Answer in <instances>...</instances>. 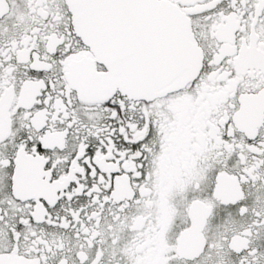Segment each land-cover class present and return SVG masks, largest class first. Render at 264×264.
Listing matches in <instances>:
<instances>
[{
    "label": "flooded vegetation",
    "instance_id": "af4514ba",
    "mask_svg": "<svg viewBox=\"0 0 264 264\" xmlns=\"http://www.w3.org/2000/svg\"><path fill=\"white\" fill-rule=\"evenodd\" d=\"M166 1L188 17L202 61L191 81L165 95L140 99L114 93L134 112L129 131L133 141H143V178L136 179L140 165L132 158L139 152L112 162L111 141L108 152L97 149L93 157L102 174L93 170L90 186L81 182L83 168L75 163L83 143L76 145L67 171L66 153L18 154V199L7 213L0 211V264H195L208 253L212 264L264 259V195L257 199L264 194V0ZM61 41L73 51L60 60L59 91L68 104L74 97L95 109L102 101L79 96L72 67L92 61L102 72L104 66L76 34L66 0H0V136L14 124H47L38 138L55 150L83 140L82 132L89 140L100 134L95 125L72 128V120L60 126L69 112L59 95L51 115L32 107L43 81L24 72L46 67V57ZM221 153L256 166L255 179L241 184L245 177L220 170L205 182L212 199L192 196L190 181L204 176L198 162L208 167Z\"/></svg>",
    "mask_w": 264,
    "mask_h": 264
},
{
    "label": "water",
    "instance_id": "95a60500",
    "mask_svg": "<svg viewBox=\"0 0 264 264\" xmlns=\"http://www.w3.org/2000/svg\"><path fill=\"white\" fill-rule=\"evenodd\" d=\"M76 34L104 66L72 67L79 96L104 101L115 92L153 99L185 86L202 53L188 17L166 0H66Z\"/></svg>",
    "mask_w": 264,
    "mask_h": 264
},
{
    "label": "snow or ice",
    "instance_id": "6c2138e0",
    "mask_svg": "<svg viewBox=\"0 0 264 264\" xmlns=\"http://www.w3.org/2000/svg\"><path fill=\"white\" fill-rule=\"evenodd\" d=\"M69 32L71 30V25H68ZM78 41V37L75 38ZM64 41H61L57 45V49L48 54L45 60L46 67L44 68H28L25 70L24 75L35 76L43 81V87L40 88L39 94L36 96V103L32 105L33 108H45L48 110V114L51 115L53 111V102L55 97L59 95L60 100L65 104V110L69 112L67 116L63 118V124L60 126H67V122L72 120L73 123L70 125L72 128H78L83 126L84 128H90L95 125L100 128V134L89 140V138L82 132L83 140L77 138L73 140L71 144H66L63 149L50 150L44 147L43 142L38 137L42 136L47 124L42 127H33L32 124L26 122V126L16 127L14 124L13 131L6 135L0 136V184L3 185L4 191L0 194V211L7 213L9 206L14 207L17 202V197L14 194L15 179H16V160L20 153L36 152L49 154L51 151H57L61 155L65 153L68 156V160L65 161L64 171H67V164L72 161L73 157H76L78 143H83V152L75 160L77 165L83 168L84 178L81 180L82 183L91 185V182L95 181V175H90L95 170V173H101L100 168L97 166L93 157L96 154L97 149L101 153L109 151V141H111V156L109 159L112 162L119 160L123 156V159H128L133 153L139 152V155L132 156L133 161L140 165L139 169L140 176L136 177L137 180L143 178L144 166H145V152L141 149L140 145L143 141H133L131 139V132L129 131V126L132 123L134 112L128 108V101H124L122 107L119 101L124 100V97L119 94H114L112 97L102 101L95 109L86 108L83 105H79L75 98L73 97V104H68L65 96L59 90L63 88L62 81L59 80L60 74V60L64 56L69 55L73 51V47H68L64 49ZM46 101V102H45ZM75 105V107H74ZM31 111V110H29ZM59 115V113H57ZM139 125H137L138 127ZM111 131H108V129ZM123 129V131H121ZM125 133L128 138H125ZM107 137V138H105ZM147 139V138H145ZM87 157V161L85 160ZM51 163V157L49 161L44 164L45 168H48ZM264 164V161L261 162ZM199 167L204 172V176L200 177L197 175L194 177L195 183L190 181V194L192 196H206L209 199L213 198V192L211 184L205 185V182L209 180V177H214L217 171H232L239 177H245V179L240 180L241 184H246L247 179L252 176L253 167H249L248 163L242 159H233L223 153H221L217 158L212 159L207 162L208 167H205L204 161L198 162ZM118 171H123V169H118ZM118 171H113L111 174L116 175ZM102 174V173H101ZM57 175L56 169H53L52 178ZM76 177L80 178V173H75ZM76 181H70L68 188L71 189L75 187ZM264 194H257V199ZM246 199L245 196L241 197V200ZM241 201L234 202L235 205H239ZM59 203V202H57ZM56 205H53L55 207ZM47 207V205H45ZM228 206H225V209ZM7 236V233H5ZM213 257L210 253L205 254V256L200 261H196L195 264H212ZM257 264H264V259L257 261Z\"/></svg>",
    "mask_w": 264,
    "mask_h": 264
}]
</instances>
